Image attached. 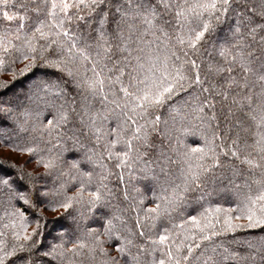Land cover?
I'll use <instances>...</instances> for the list:
<instances>
[{"label":"snow or ice","instance_id":"obj_1","mask_svg":"<svg viewBox=\"0 0 264 264\" xmlns=\"http://www.w3.org/2000/svg\"><path fill=\"white\" fill-rule=\"evenodd\" d=\"M37 67L0 95L43 167L0 173V264H264V0H0V75Z\"/></svg>","mask_w":264,"mask_h":264},{"label":"trees","instance_id":"obj_2","mask_svg":"<svg viewBox=\"0 0 264 264\" xmlns=\"http://www.w3.org/2000/svg\"><path fill=\"white\" fill-rule=\"evenodd\" d=\"M17 68L22 67L21 64L16 65ZM47 74V78L53 79L54 74L53 70L51 69H44L41 67H37L34 69L32 72L26 74L25 76H19L14 82H11V77L9 73H3L0 75V80H8L10 81V86L9 88L4 91L3 93H0L3 97L7 98L11 96L13 93H25L30 86L31 82L37 77V76H45ZM11 93V94H9ZM8 95V96H7ZM48 119H51V115L48 114L47 112L45 113ZM44 123H47V120H44ZM21 135L19 134L18 130L14 127L12 122L6 118L0 117V147L9 149L11 151L13 150L12 145L16 143H24V140L21 139ZM7 138V140H5ZM186 142L189 144L191 147H196L200 143L199 137L190 135L186 137ZM55 143V141H53ZM17 152L18 154H22L25 159L21 161H11L9 159H3V157L0 156V173H8L11 175H15L16 169L11 167L12 165H16L17 168L23 167L26 171H31L33 173L36 172H42L43 167L37 166L36 165V157L35 156H30L27 152H19V151H14ZM65 157L67 159H76L78 158V154L75 152L72 153H65ZM82 167L85 170H88L91 166L84 163ZM119 171V170H117ZM125 179L127 180V174L125 175ZM115 183V181H113ZM136 187H140L143 190V182L136 183ZM123 187V186H121ZM131 190V187H130ZM74 191V189H73ZM149 200L151 199V193H147ZM212 203L213 205L219 204L224 208H231L235 207V199L234 197L229 194V193H222L219 196H213L212 197ZM122 207L126 206L125 204L121 205ZM151 204L148 201H145L144 207H150ZM43 205H38V208H43ZM63 210L58 209L57 211H52L50 208L44 209V215L46 217V222H47V230H48V235L45 238V244L48 243L49 240L52 239L53 236H55L58 232L66 230L69 228V226L74 227L73 222L71 221L70 218L67 216L59 215V213H62ZM194 214V213H193ZM100 213H96L94 217H92L90 220L84 222L87 224L88 227L90 228H102L103 221L100 219ZM260 229H243V230H238L236 233L229 234L225 238V242L233 239V238H238V239H245L249 238L252 235H260ZM119 243L118 240L113 239L110 243L106 244V247H109L112 249L114 252L115 245Z\"/></svg>","mask_w":264,"mask_h":264},{"label":"rangeland","instance_id":"obj_3","mask_svg":"<svg viewBox=\"0 0 264 264\" xmlns=\"http://www.w3.org/2000/svg\"><path fill=\"white\" fill-rule=\"evenodd\" d=\"M9 94H11V93H9ZM0 156L3 157V159H9V160L15 161V162L25 159V157L22 154H18L17 152L11 151V150L3 148V147L2 148L0 147Z\"/></svg>","mask_w":264,"mask_h":264}]
</instances>
